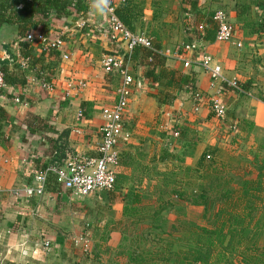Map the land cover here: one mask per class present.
Masks as SVG:
<instances>
[{
    "label": "crops",
    "instance_id": "0c3cea01",
    "mask_svg": "<svg viewBox=\"0 0 264 264\" xmlns=\"http://www.w3.org/2000/svg\"><path fill=\"white\" fill-rule=\"evenodd\" d=\"M106 1L128 29L151 39L162 58L163 69L156 73L176 72L173 83L167 86L164 78L150 87L139 60H123L139 85L123 116L129 138L116 150L112 192L80 198L51 178L39 196L15 195L33 185V170L61 165L68 154L98 155L101 111L116 103L121 83L117 72L104 73L100 63L107 54L122 55L123 47L110 40L105 16L92 0H84L91 5L86 19L76 13L63 19L49 15L51 34L63 40L62 53H41L34 43L37 29L31 32L34 42L25 63L16 49V25L1 27L0 66L15 84L0 93L5 116L0 119V264H166L161 244L148 249L151 254L139 252L151 227L134 219L157 217L164 227L153 230L173 232L172 213L181 211L167 208L188 200L193 173L245 176L264 142V0ZM219 10L233 28L225 43L215 41L211 18ZM198 25L204 26L200 35ZM190 43L212 58L224 80L239 82L249 95H230L221 83L210 88L206 72L195 65L184 68V61H194L198 54L183 50ZM177 74L192 79V88L176 87ZM195 94L201 98L197 110ZM215 99L225 105L222 118L211 111ZM207 164L212 166L204 169ZM190 201L189 209L203 210ZM83 234L88 236L86 250L74 243Z\"/></svg>",
    "mask_w": 264,
    "mask_h": 264
},
{
    "label": "trees",
    "instance_id": "16d2710c",
    "mask_svg": "<svg viewBox=\"0 0 264 264\" xmlns=\"http://www.w3.org/2000/svg\"><path fill=\"white\" fill-rule=\"evenodd\" d=\"M90 6V3H85L84 0H0V29L5 24L16 25L17 34L15 42L17 52L23 58L28 59L32 48L29 45L30 43L26 41V38L32 31L39 29V36L42 38H54L48 22L50 14H54L57 19H63L71 13H76L81 18L86 19ZM191 7V9H194L195 5H191ZM116 14L120 21L128 27L124 19L119 16L117 10ZM34 43L37 44V49L41 53L60 52V50L43 51V47L39 42ZM153 48L159 51L157 47ZM135 58L139 60L143 68L144 78L150 87L155 86L160 79L164 78H167V86L172 85L176 72H166L164 70L163 72L159 71L156 73L157 68L163 69L160 55L148 49L136 47L131 54V59ZM0 71L3 74L5 84L13 86L15 84L14 79L8 75L4 66H0ZM177 75L178 83L175 84L176 87L180 85L192 88V79L184 75ZM237 83L245 91L247 90L245 86L239 82ZM222 87L226 92H230V95L233 94V90L226 88L225 85ZM0 119H5L1 110ZM1 134L0 132V143ZM256 160L257 156L253 158V167L257 163L262 164H257L258 167L254 169L255 178L249 176V173H247L245 176L236 178L238 182L235 188L225 189L221 192V195L214 194L213 196H209L210 194L205 195L206 192L202 191L200 195L195 197L191 204L203 208L202 219L205 220L209 213L210 216L215 218L217 224H214L213 230L210 232L204 227L192 225V228L190 227L191 229L189 228L190 230L186 231L187 233L182 234L180 239L186 236V241H191V246L186 252L179 253L176 256V258L178 257L177 264H264V241L262 247L256 245L254 241V228L264 225V217L263 224L261 221V216L264 215V162H256ZM51 178L55 183L54 177L51 175L47 176L46 183ZM181 200L179 203L181 206H184L188 202V200ZM134 223L140 224L138 223V219L137 223L135 221ZM226 224L227 234L230 236L227 245L224 243L225 237L223 235V225ZM248 228H250V231L247 233V237L243 239L241 235ZM262 233H264V228ZM193 234L196 236L195 239ZM247 240L253 242L252 245L240 249V245H244ZM171 245L166 242L164 249L160 250V254L163 251H165V254L170 253ZM236 246L239 250L235 249ZM148 253L151 254V252Z\"/></svg>",
    "mask_w": 264,
    "mask_h": 264
},
{
    "label": "built area",
    "instance_id": "2783aa9c",
    "mask_svg": "<svg viewBox=\"0 0 264 264\" xmlns=\"http://www.w3.org/2000/svg\"><path fill=\"white\" fill-rule=\"evenodd\" d=\"M91 1V0H90ZM96 2L105 16L106 27L109 33V38L112 42L118 43L123 47L122 55H105L100 63L102 71L106 74L117 72L121 78V83L117 91V101L109 108L101 111L103 125L100 128V143L97 147L98 155L96 157H85L81 155H66L61 165L54 164L42 170H33V185L26 186L20 191H16L15 195L22 192L25 196L33 197L41 195L45 190L46 179L48 175L54 177L55 183L61 189L70 192L76 197H86L100 192H112L115 187V176L113 168L118 160V145L126 141L129 135L124 131L123 116L126 111L129 99L132 95V90L136 84L134 78L128 73L123 60H130L131 54L136 47L148 49L158 55L151 43V39L143 33L133 32L128 29L118 18L116 8L110 5L106 0H92ZM212 21L216 24L215 41L225 43L232 39L233 28L230 25L227 15L223 11H216L212 16ZM204 26L198 25L197 32L200 35L203 32ZM26 41L33 42V37L30 34ZM43 47V51L60 50L63 48L61 37L53 39H45L41 36L37 40ZM185 52H197V57L194 61H184V68H189L192 65L199 67L202 71L208 74L209 87L215 88L217 83L225 85L226 88L233 90V95H249L237 81H226L222 77L221 68L214 64L212 58L201 52L195 43L187 44L183 47ZM64 59L66 55L62 54ZM28 59H25L26 63ZM25 65V64H23ZM40 86L44 90L51 91V86L44 81H40ZM3 74L0 71V93L6 89ZM194 101L197 104L201 98L195 94ZM14 102L19 103V99L15 97ZM211 111L216 118H222L226 113V108L223 102L218 99L212 100ZM175 136L178 133H174ZM205 160H212V155L207 154ZM87 234L75 237L74 243L83 245L84 250L87 249ZM44 247H48V243H44Z\"/></svg>",
    "mask_w": 264,
    "mask_h": 264
},
{
    "label": "rangeland",
    "instance_id": "374dc122",
    "mask_svg": "<svg viewBox=\"0 0 264 264\" xmlns=\"http://www.w3.org/2000/svg\"><path fill=\"white\" fill-rule=\"evenodd\" d=\"M262 95H264V91L262 92ZM261 145H263V147H261ZM261 145L256 150V151H258L256 162H258V161L264 162V142ZM252 163L250 162L249 168L247 169L246 172L247 173L250 172L249 174H252V175L254 174L255 175L254 169L258 167L257 164L261 165L262 163H257L256 165L254 164L255 165L254 167H253ZM210 166H212V165L207 164V165H205L206 168H204V169H208ZM217 172H218V174L220 173L218 175V177L213 172H207V173L206 172H203V173L196 172V173H193L192 177L190 179L191 182L186 187V196L188 198L187 204L184 205V206L176 205V207L168 206L167 210H171V211L172 210H176V211H179V212L181 211L180 215H178L177 212L174 213V214L172 213V215H174V216L171 218L170 222L174 223L173 227L176 228L173 232L165 233V234H163V233L159 234L157 231L153 230L158 225L159 226L157 228L164 227V222L161 223V221L159 219H157V217H154L153 219H151V217H149L147 215V216H141V217L138 218V223L144 225L145 227L146 226L151 227V229H149L148 235L145 234V236L146 235L148 236L147 237V242L143 241V243L145 244L144 246H142L140 244V248H138V249H140L139 252L152 251V250H148V249H152L151 247H153L154 244H156L157 246H159V244H161V246H163L162 249H164V245L166 244V242H168V243L172 244L170 246L171 252L165 254V251H163L161 253V255L168 259L166 264H177L178 263V261H177L178 257L176 258V256L179 253L186 252L189 249V247L191 246V244H190L191 241H186V236H184L183 238L180 239V237H182V234L187 233L186 231L192 225H197L199 227H204V228H206L208 230V232L213 230L212 227L214 226V224H217L216 221H215V218L210 216L209 213H208L207 217L204 220V219H202L203 210H200L197 207H194V209L193 208L189 209V207H187V206L190 204V202H191L190 200L193 201L195 199V197L200 195V193L202 191L206 192L205 195L210 194L209 196H213L214 194L221 195V192H223V190H225V189H232V188L236 187V183L238 181L235 178L234 179L231 178L230 176H228L226 178V172L227 171H221V172L217 171ZM215 179H217V180H215ZM227 179L230 180V183H226ZM232 181H233V183H231ZM228 184H231V185H228ZM211 188L213 190H211ZM192 207H193V205H192ZM186 209L187 210L189 209L188 212H187L188 213V217L187 216L185 217L186 213H184V212L187 211ZM263 217H264V215L261 216L262 224H263ZM166 219H167V217H166ZM156 220H157V222H156ZM134 221L137 223V218H135ZM165 223L168 224V222H165ZM263 228H264V225H262L259 228H254V230H255L254 241L256 242V245H258L259 247H262L263 241H264V233H262ZM249 231H250V228H248L245 231V233H243L241 235L243 239L245 237H247V233H249ZM161 232H162V230H161ZM223 235L225 237L224 243L227 245L229 237H230L227 234V224L223 225ZM193 237H194V239L196 238V236L194 234H193ZM140 238H141V236H140ZM135 240H136V238H135ZM141 240H142V238H141ZM252 243L253 242H250V241L247 240L244 243V245H242V247L240 249H243L245 247H250L252 245ZM161 246H159V247H161ZM153 249H155V248H153Z\"/></svg>",
    "mask_w": 264,
    "mask_h": 264
}]
</instances>
